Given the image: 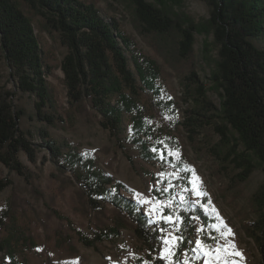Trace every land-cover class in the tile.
Here are the masks:
<instances>
[{"label":"trees","instance_id":"obj_1","mask_svg":"<svg viewBox=\"0 0 264 264\" xmlns=\"http://www.w3.org/2000/svg\"><path fill=\"white\" fill-rule=\"evenodd\" d=\"M117 1L130 10L136 33L179 78L181 94L176 99H161L154 104L160 109L181 111L176 126L190 148L201 150L203 132L208 136L207 129H212L217 140L202 141L201 146L207 147L208 154L216 161V175L225 177L230 187L242 184L256 168L264 172V0H204L210 6L206 24L218 46V61L211 75L212 83L220 91L218 105L209 98L208 86L193 65L195 23L171 10L162 0ZM32 14L40 20L34 21ZM36 30L55 32L60 45L65 47L59 64L67 91L68 106L63 114L47 80L55 66L47 61ZM256 41L263 45H257ZM133 45L134 38L123 33L117 20L101 16L92 2L0 0V52L19 91L33 97L38 121L54 124L56 120L63 121L64 115L72 121L88 107L100 116V125L119 147L124 149L126 141L132 142L144 158L179 168L186 158L185 149L175 145L172 149H162L160 155L158 148L151 150V128L139 96L143 91L160 95L158 79L163 70L155 59L138 55L132 56V70L125 50ZM11 95L8 91L0 93V162L30 180L32 173L18 158L21 151L33 157L28 141L18 128L25 109L21 106L14 109ZM126 115L130 119L128 136L124 135L123 125ZM44 139L59 168L72 174L94 210L101 212L107 205L113 207L110 224L96 233L94 239L81 236L86 245H93L94 240L112 241L121 229L129 227L144 246L157 250L159 229H169L183 236V240L174 247L169 263L157 258L152 264H177V261L197 264L201 252L188 249L190 237L196 231L194 219L203 228L199 238L206 246L214 244L208 237L219 235L212 227L218 221L212 213L205 215L188 197V203L173 201L171 207L160 211L165 216L182 218L177 232L165 221L153 222L135 200L122 193L129 188L102 171L92 158L82 155L65 140L56 142L48 136ZM170 152L178 156L169 155ZM183 173L184 185L188 186L192 172ZM10 183L8 177H0V192ZM151 194L157 200L169 199L161 189H152ZM249 207L252 218L242 223V229L258 247L264 263V181L251 193ZM3 250L9 259L7 264H20L7 239L0 242V251ZM225 260L214 257L212 262L224 264Z\"/></svg>","mask_w":264,"mask_h":264},{"label":"rangeland","instance_id":"obj_2","mask_svg":"<svg viewBox=\"0 0 264 264\" xmlns=\"http://www.w3.org/2000/svg\"><path fill=\"white\" fill-rule=\"evenodd\" d=\"M95 4L101 16L114 17L120 24L123 33L134 38V45L125 54L129 59L131 69H134L132 56L138 55L155 59L163 70L158 85L161 88L159 96L148 91L141 92L139 103L146 111L151 128V150L158 148L160 155L162 149H172L175 145L185 149L186 158L182 160L179 168H171L159 161L144 158L138 147L129 141L125 148L119 147L109 131L100 125V116L87 107V111L76 114L70 121L64 115L63 121L56 120L54 124L38 121L34 115L33 97L22 93L17 88L16 81L11 74L5 59L0 52V93H12L10 102L14 109L23 107L25 114L20 117L18 128L21 136L25 138L33 152V157L21 151L19 160L32 173L30 180H25L14 170L7 168L0 162V177H8L10 185L0 192V242L8 240L11 250L15 252L20 264H152L154 259L166 255L164 239L168 233L177 234L173 230L165 229L160 232V244L157 250H150L137 240L131 228L121 229L116 239L94 240L93 245H86L81 236L90 240L96 233L108 226L111 222L113 207L107 205L104 211L94 210L88 203V196L69 171L59 168L54 154L45 143V136L60 142L67 141L82 155L92 158L96 165L104 172L125 184L129 191L122 192L125 196L135 200L139 208L153 220L157 215L150 211L157 200L152 189L168 187V178L161 180L158 173L173 174L172 187L166 192L169 199L180 202V196L188 197L192 202L196 197L191 193L190 180L198 178L199 187L207 193L201 197V203L207 204L210 200L223 222L232 229L234 237L230 239L235 243L236 250L242 253L239 256L225 258L231 264H264L258 247L247 238L242 229V223L252 218L249 207L251 193L264 181V172L256 168L246 181L237 187H230L225 177L216 175L215 160L208 154L207 147L201 143L214 142L217 134L207 129L202 134L201 150L195 151L185 142L181 131L177 129V120L181 111L177 108L160 109L155 106L157 100L176 99L181 94L179 78L160 56L135 31L132 24V15L129 9L117 0H85ZM160 2V1H158ZM176 13L181 14L195 23L193 43V65L198 76L208 86V96L215 103L221 100L220 91L211 81L212 72L218 61V46L213 34L206 24L209 18V4L204 0H162ZM25 10L30 14V10ZM33 20H40L38 15H31ZM41 45L46 52L47 61L55 66L53 74L47 80L53 87L59 105V112L63 114L67 108V91L63 83V73L59 66L65 47L61 46L55 32L37 31ZM259 46L263 42L256 41ZM123 125L126 128L124 135L129 134L130 119L125 116ZM208 140V141H205ZM188 162V163H187ZM185 168L190 169L192 177L188 186L184 185ZM176 174L180 178H176ZM195 174V175H193ZM187 188L188 191H183ZM150 199L152 203L144 204L141 198ZM172 195V196H171ZM169 199L161 202H167ZM172 206V205H171ZM169 206V207H171ZM11 210V211H10ZM12 216V220L8 217ZM8 215V217H6ZM164 221V220H159ZM195 234L190 237L188 249L195 248V240L199 238L197 229L201 224L194 219ZM219 224V221H218ZM13 246V247H12ZM172 254L174 247H171ZM202 258L197 264H214V252L206 255L201 252ZM170 257L164 259L170 262ZM9 262L7 252L0 251V264Z\"/></svg>","mask_w":264,"mask_h":264},{"label":"snow or ice","instance_id":"obj_3","mask_svg":"<svg viewBox=\"0 0 264 264\" xmlns=\"http://www.w3.org/2000/svg\"><path fill=\"white\" fill-rule=\"evenodd\" d=\"M150 122V121H149ZM155 151V149H153ZM169 155H175L178 156V153H173L170 152ZM163 159V157H161ZM190 169L185 168L184 171H189ZM195 175V174H193ZM158 176L161 180H163L165 177L168 178V187L164 188L163 191L167 192L169 188L172 187L171 180L173 178V174L169 173H158ZM176 178H180L178 174H176ZM198 178H194L193 180H190L189 183L191 184V193L196 197V199L193 201L195 204L199 205L203 211L205 212V215H208L209 213L214 214V219L216 221H219V224L214 223L213 228L218 231L219 235L218 236H209L208 238L214 241V244L211 246H206L205 241L202 238H197L195 240V245L196 247L193 249V251H200L204 252L206 255H211L215 254L216 259L220 260L221 257H235L239 256L242 257V253H240L238 250H236V245L235 243L230 239L231 237H234V233L232 232V229L228 227L226 223L223 222L222 218L219 216L218 212L216 211L215 207L211 205V201L209 200L207 204H201V197L207 196V193L204 192L198 185L197 183ZM183 191H188L187 188L183 189ZM140 193H136V196L138 198H141ZM141 203L144 204H150L152 201L150 199H140ZM189 201L186 200V198L181 195L180 196V203H188ZM173 204V199H169L167 202H161L157 201L155 204H153L152 208L150 209L151 212L153 213H159L164 207H169ZM164 220L165 223H168L170 225L174 226V230L179 232L180 228L179 225L181 224L182 218L180 216H176L175 218L172 215L168 216H159L157 215L154 219L153 222H159V220ZM203 231V228H198L197 233L199 234L200 232ZM168 236L171 237V239L165 238L164 239V244L166 246L171 245V247H177L179 242L183 240V236H176L172 235L171 232L168 233ZM171 247L166 249V255L163 256L162 258L167 259L172 255L171 252ZM65 264H75V262H65ZM177 264H179V261H177ZM187 264V262H185ZM224 264H228V260L226 259L224 261Z\"/></svg>","mask_w":264,"mask_h":264}]
</instances>
